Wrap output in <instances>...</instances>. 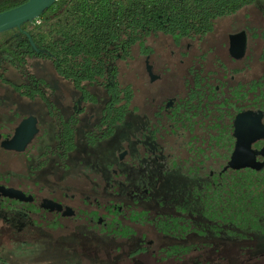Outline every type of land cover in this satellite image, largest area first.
<instances>
[{
  "label": "rangeland",
  "instance_id": "rangeland-1",
  "mask_svg": "<svg viewBox=\"0 0 264 264\" xmlns=\"http://www.w3.org/2000/svg\"><path fill=\"white\" fill-rule=\"evenodd\" d=\"M262 3L257 1L233 16L216 20L213 31L201 40L183 41L176 45L170 38L156 36L148 39L144 46H134L131 55L119 59L117 63L120 84L130 85L134 91L131 110L111 138L92 147L85 146L84 134L99 118L105 99L101 88L87 87L85 91L74 89L71 82L62 79L54 71L49 60L35 56L28 57L20 72L7 66L5 79L20 84L29 81L27 76H33L39 80L36 86L41 89L45 99L21 96L11 85L0 82V187L19 191L26 196L29 193L27 187L41 190L35 196L38 208L47 201L63 204L59 202L64 200H59L60 194L65 199L68 198L70 202L67 204L77 205L81 197L93 195L62 189L59 184L62 174L74 173L79 177L72 180L71 177L66 178L67 185L75 183L79 189L81 186L85 189V186L94 181L98 192L103 191L110 179L117 186L125 181V186L121 187L117 196L119 201H123L127 195L135 199L139 188L134 183L130 186L133 192H129V182L126 180L137 163L133 152H138L139 149L141 155L152 158L155 156L159 163L154 170L153 181L147 183L151 186L149 193L153 194L152 202L145 205L149 211L143 204L125 206L121 211V220L119 221L118 216L117 221L120 222L119 228L127 230L129 236L118 237V240L112 234V239H108L76 225L77 219L73 217L63 220L58 209L35 208L34 215H30L29 204L0 195V264H264V234L248 230L240 232L235 227L222 229L219 234L212 232L211 227H207V221L199 214V206L182 201L187 192V177L183 173L187 174L188 165L181 170L175 158L163 149L165 147L157 136L152 139L148 135L147 140L142 139L143 129L152 126L154 114L164 105L163 101L176 94L179 95L177 97L182 96L188 67L194 71L200 67L199 60H194L199 57L200 50H210L206 52V70H212L215 58L228 68L235 66L228 54V36L241 31L243 14L245 16L252 8L263 12ZM90 97H96L97 101H91ZM74 114L78 120L75 132L77 147L68 160L71 170L67 173L61 170L53 156L39 155L54 146L55 131ZM27 118L34 122L36 133L28 146L29 149L36 146L29 161L25 156L27 149L14 153L11 149H14L15 144L9 142L14 129ZM30 165L33 169L40 167L42 170L34 171L32 175L27 170ZM110 165L113 172H108ZM212 166L214 170L221 167L219 163H212ZM102 171H105V177L102 176ZM86 173L90 176H85ZM193 175L204 180L205 173L198 171ZM190 182L196 180L192 178ZM189 188L192 189L191 184ZM49 190L55 191L57 195L49 196ZM102 193L108 195V192ZM97 197L101 203L109 199ZM188 199L191 200V194ZM125 200L133 201L128 197ZM66 206L63 204L59 208ZM177 208L184 210L186 215H192L187 220L183 219L182 214L177 215L179 224L187 225L190 233L198 232L189 236L186 241H173V245L184 246L189 252L185 253V250L180 249L178 254L167 256L168 252L163 250L169 245L166 236L149 225V222L135 224L130 220L131 213L142 211L147 213V219L156 221L159 215L155 211L167 214L174 213ZM69 210L78 211L77 207ZM44 215L50 217L52 222H43ZM78 215L77 213L74 217L77 218ZM57 220L68 223L67 229L57 223ZM160 220L165 219L160 217ZM134 234L141 239L136 240ZM133 249H139L138 253L129 256Z\"/></svg>",
  "mask_w": 264,
  "mask_h": 264
},
{
  "label": "trees",
  "instance_id": "trees-1",
  "mask_svg": "<svg viewBox=\"0 0 264 264\" xmlns=\"http://www.w3.org/2000/svg\"><path fill=\"white\" fill-rule=\"evenodd\" d=\"M27 1L0 0V13ZM257 1L56 0L32 23L0 35V82L11 85L21 96L45 99L41 89L36 86L39 80L33 76H27L30 82L20 84L4 78L7 66L20 72L28 57L35 56L49 60L54 71L71 82L74 89L85 91L87 87L101 88L105 99L99 118L84 134L85 146L92 147L111 138L131 110L134 91L130 85L119 82V59H125L131 55L134 46H144L148 39L156 36L170 38L176 45L183 41L201 40L213 31L216 20L230 17ZM186 81L185 77L184 89L188 88ZM90 99L97 101L96 97ZM180 104L177 110L175 107L165 113V123L160 122L158 129L153 130L152 126L143 129L142 138L147 140L148 135L152 139L157 136L165 147L163 149L175 158L181 170L188 165L187 174L182 172L187 177V192L182 201L199 206V214L207 221V227L209 225L212 232L219 234L222 229L235 227L240 232L248 230L264 234V171L257 173L225 168L233 150V138L227 132L222 133L221 138L211 137L201 142L192 139L187 142L185 118L188 106L182 101ZM75 126L69 120L58 128L54 134V146L44 152L46 157L53 156L62 169L69 168L68 160L76 152ZM133 154L138 164L131 170V176L126 177L128 185L137 183L150 189L147 183L153 181L159 161L155 156L141 155L139 149ZM212 163H219L220 169L214 170ZM198 171L205 173L204 180L193 175ZM192 178L196 182H190ZM190 184L192 189L189 188ZM189 194L191 200L188 199ZM125 197L122 202L129 203L130 200H125ZM152 197L153 194L149 193L143 202L151 203ZM155 213L159 215L155 217L156 221L147 219L145 212L131 213L130 220L135 224L149 222L165 235L169 245L163 250L168 252L167 256L178 254L180 249L189 252L184 246L173 245V241H186L198 232L190 233L188 226L179 224L177 218L179 214L184 216L183 219L192 218V215H186L180 208L174 213ZM160 217L165 220H160ZM110 233L116 240L129 236V232L123 228ZM138 251L133 249L129 256Z\"/></svg>",
  "mask_w": 264,
  "mask_h": 264
},
{
  "label": "flooded vegetation",
  "instance_id": "flooded-vegetation-1",
  "mask_svg": "<svg viewBox=\"0 0 264 264\" xmlns=\"http://www.w3.org/2000/svg\"><path fill=\"white\" fill-rule=\"evenodd\" d=\"M259 1L263 2L262 4L264 6V0ZM237 13L238 12H235L233 15ZM241 21V31L228 36V54L230 56L229 37L233 35L244 34L246 41L244 56L238 59L230 56L232 63L235 65L231 68L226 67L224 63L215 58L211 66L213 70L212 71L209 69L206 70L205 67V59L207 55L206 52H210V50L202 51L198 49L200 50V55L198 58H194V60H199L200 62V67L197 70L198 72L196 73L193 68L188 67L187 73L185 75L187 79L186 85L188 88L184 89L182 96L177 97L179 95L176 94L173 95L172 98H168L166 101H163L164 105H161L154 114V123L152 124V128L153 130L158 129L160 127V122L165 123V119L167 117L165 113L174 109L175 107L177 110L179 105H181L180 102L182 101L188 106V110L186 111L187 118H185V129H188L187 142L192 139H197L198 142H201L203 140L210 139L211 137L221 138L222 133L227 132L233 138L234 149L236 143L235 134L238 117L242 114H247L249 133L255 138L251 144V150L254 153L256 163L260 164L261 167L259 170L250 168L242 170H252L257 173H262L264 171V11H254L252 8L251 11L247 12L245 16L243 14ZM196 85H198V88ZM76 118L77 115L75 114L70 118V121L76 124L75 128H77L78 125V120ZM34 126V122L31 118L24 119L10 135L9 142L11 141L15 144L14 149H11V151H14L15 153L16 151L22 152L23 149H27L28 153L25 154L27 161L31 159L29 156L32 152H34L36 147L33 146L30 149L28 147L36 135V133H34ZM142 139H144V137ZM44 152L39 156L44 155ZM156 160L158 159L156 158ZM135 161L137 162V165L138 161L136 159ZM38 165L39 163L37 166ZM27 168L26 169L30 171L32 175H34V171L39 172L42 170L40 167H38V169H33V166L31 165ZM61 170L67 171L68 173L71 169L61 168ZM61 170L60 172H62ZM112 170L113 167L111 166L108 172H113ZM104 172L105 171H102L103 177L106 176L104 175ZM91 173L94 174L93 171ZM114 173H116L115 170ZM84 175L90 176L87 173ZM68 177H71L70 180H72L78 178L79 176L74 173L71 175L63 173L59 182L62 189L73 192H86L92 194L93 196L81 197L77 205H71L67 204L70 202L68 198L65 199V196L60 194L59 197L61 198H59V200H64H60L59 202L63 203L65 206H69L61 207L60 209L59 206H63V204H52L50 202L47 203V201L44 204H41V207L39 208L48 210L58 209L59 215L63 220L73 217L74 219H77L76 225L80 227L83 226L87 230L94 232L96 235H102L108 239H112L110 232L114 230L116 231L117 228H119V221L121 220L122 214L121 211L125 206H137L138 204H143L145 206L148 204V202L143 201L149 194V188L146 189L145 187L139 186L136 195L137 197L133 199L130 196L129 198L133 201H129V203H127L117 199L118 194L121 192V187L125 186V181L119 183V186H117L113 185L112 180L110 179L109 184H105V187H103V191L98 192V188L96 187V183H94V181L91 182L92 184H89V186H85V189L83 186H81L79 189L75 183L72 185L66 184L67 181L65 180ZM128 188V190H130L129 192L132 193V187L128 186ZM27 191L29 192L28 196L24 195L27 200L22 202L30 205L31 212L29 214L34 215V210L36 212V209H39L36 205L37 198L35 196L37 192L41 193V190L38 191L35 187H27ZM102 192H108V195L106 196ZM110 192L112 194H110ZM51 194L56 193L55 191L49 190V196H52ZM142 194L145 197L142 196ZM97 196H100L102 199L103 197L104 199L106 197L109 199L106 201L104 200L105 202L101 203L99 200H97ZM90 198L92 201H90ZM47 204L55 207L47 208ZM76 207L78 211L70 212L69 209H76ZM146 209L148 210V208ZM77 213L79 215L77 218H75L74 215ZM139 213H142V211L135 214ZM116 214H119V221H117L118 216H116ZM42 220L45 223L52 222V219L50 217H46L45 215L43 216ZM63 220L62 223L60 220H57V223H60L62 226H65V229H67L68 223L63 222ZM133 236L135 237L137 234H134ZM136 238L141 239L140 237H135V239Z\"/></svg>",
  "mask_w": 264,
  "mask_h": 264
},
{
  "label": "water",
  "instance_id": "water-1",
  "mask_svg": "<svg viewBox=\"0 0 264 264\" xmlns=\"http://www.w3.org/2000/svg\"><path fill=\"white\" fill-rule=\"evenodd\" d=\"M55 2L56 0H28L18 7L0 13V35L12 29L19 28L23 24L32 23ZM30 44L33 46L31 42ZM245 45L244 34L230 36V56L235 59L243 57L245 54ZM247 118V114H242L238 117L235 134L236 143L226 166L228 169L235 171L248 168L259 170L261 167L260 164L256 163L254 153L251 150V144L255 138L249 133ZM0 195L7 198H17L20 201L27 200L23 193L3 187H0ZM46 207L54 208L55 206L47 204Z\"/></svg>",
  "mask_w": 264,
  "mask_h": 264
}]
</instances>
